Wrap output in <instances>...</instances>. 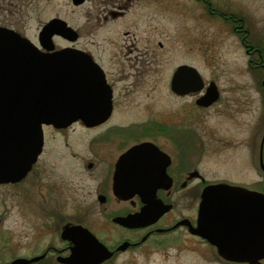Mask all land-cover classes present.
<instances>
[{
  "label": "flooded vegetation",
  "instance_id": "obj_1",
  "mask_svg": "<svg viewBox=\"0 0 264 264\" xmlns=\"http://www.w3.org/2000/svg\"><path fill=\"white\" fill-rule=\"evenodd\" d=\"M33 2L40 10H55L39 24L34 42L38 43L40 31L49 20L55 18L64 21L75 35L66 38L54 34L51 37L53 49L72 48L82 51L99 65L110 91L111 108L105 119L93 126H86L81 121L64 128L42 124V150L31 170L20 181L0 184L19 185L34 174L38 184L47 179L53 185L57 182V186H69L67 196L77 197L85 203L81 209L83 216H101L113 224L91 229L81 222L65 221L59 213L62 217L58 218L62 220L56 227L62 224V230L67 224L81 225L106 248L103 252L106 258L98 264H170L172 259L175 264L183 261L186 264L187 250L204 259L206 264H264V256L255 257L254 261L227 260L218 253L215 245L200 234L190 231V226H198V222H203L208 228L215 227L213 218L204 221L199 218L202 194L207 186L226 183L264 194V183L262 187L251 189L244 182L230 177H218L220 167H227L234 162L230 157H220L219 153L235 144L231 138L217 135V115L212 124H203L202 119L206 114L202 113L222 101L215 81L204 80L200 71L188 63L181 62L173 69H162L166 62L163 54L168 47L156 37L159 38L163 33L159 26L162 21L169 19L168 10L177 8L176 5L179 8L189 5L196 13L206 4L208 15H211L214 13L213 1L0 0V10L21 8ZM4 22L12 23L0 14V26L24 35L17 28L4 25ZM236 30L243 34L241 40L247 55L256 53L258 56L257 60H249V67L255 68L251 70L261 76L259 82L264 99L263 45L248 43L247 31L242 29V24ZM182 64L196 68L203 83L200 89L185 94L172 90L174 73ZM165 72L168 74L169 93L175 97L191 98L189 104L183 105V112L186 111V116L194 114L193 119L189 117L188 121L195 120L198 124L196 128L187 123L176 128L172 125L175 121L171 120L170 113L163 115L162 123L157 126L153 114L143 121L132 119L134 115L130 111L139 104L136 101L139 95L142 96L139 90H154L155 82L163 79ZM182 80L181 86L184 88L197 86L192 75L185 74ZM210 83H214L218 94L215 100L205 105L199 99L210 93ZM262 108L264 109V103ZM244 126L242 136L235 142L242 143L240 146L249 153L256 151L258 165L264 175L260 166H264V123L253 133L250 124L244 122ZM146 142L154 147L143 146L142 152L122 157L133 145ZM57 168L61 171L58 172L59 178L55 180L50 174ZM116 184L131 187L118 186L115 189ZM115 191H118L117 194ZM122 195H128V198ZM145 201H157L159 208L161 203L169 207L154 221L145 224L127 227L114 221L116 217L140 212ZM243 215V218L230 215L227 218V228L224 229L233 246L248 250L255 248L256 256L264 248L261 221L248 218L250 211H244ZM60 239V247L50 244L41 253L17 255L10 252L9 256L0 257V264H14L17 259L29 260L38 256L41 257L22 264H67L62 259L71 255L70 248L74 245L68 240ZM91 253L87 251L86 255Z\"/></svg>",
  "mask_w": 264,
  "mask_h": 264
},
{
  "label": "rangeland",
  "instance_id": "obj_2",
  "mask_svg": "<svg viewBox=\"0 0 264 264\" xmlns=\"http://www.w3.org/2000/svg\"><path fill=\"white\" fill-rule=\"evenodd\" d=\"M169 1L181 3L183 0ZM211 1L214 9L211 15H208L206 4L196 13L189 5L183 8L176 5L177 8L168 10L169 19L162 21L159 26L163 33L159 38L156 37L168 47L167 52L163 54L166 62L162 69H173L181 62L188 63L200 71L204 80L215 81L222 101L202 113L206 114L202 119L203 124H210L217 115V135L222 138L229 137L235 144L219 153L220 157H230L234 162L227 167H220L218 177H230L255 189L262 187L264 183V175L258 165V155L256 151L253 153V150L247 152L240 146L242 143L235 141L243 134L244 122L250 124L252 133L261 128L264 123V99L259 82L261 76L251 70L255 68L249 67V60H257L258 56L256 53L247 55L241 40L243 34L236 28L242 24V29L247 31L248 43H262L264 57V0ZM54 11L40 10L33 2L21 8L0 10V14L12 22H4V25L17 28L35 41L39 24ZM167 75L165 72L164 78L155 82L154 90H139L142 96L139 95V101L136 99L139 104L130 111L134 115L132 119L143 121L153 114L157 126L162 123L163 115L170 113L171 120L175 121L172 125L176 128L186 123L196 128L198 124L195 120L188 121L189 117L193 119L194 114L186 116V111L183 112V105L189 104L191 98L171 95L167 87ZM228 101L230 102L226 107L225 103ZM232 119L234 120L231 121ZM59 171L60 168H57L50 174L52 179L59 178ZM30 177L19 185L0 184V257L10 252L17 255L41 253L50 244L60 247L59 233L62 224L59 227H56V224L62 219L70 223L81 222L91 229L113 225L101 216H83L81 209L85 203L77 197L67 196L69 186H57V182L53 185L47 179L38 184L34 174ZM186 253V264L207 263L194 252L187 250ZM171 263L176 262L172 259ZM183 263L184 261L180 262Z\"/></svg>",
  "mask_w": 264,
  "mask_h": 264
},
{
  "label": "water",
  "instance_id": "obj_3",
  "mask_svg": "<svg viewBox=\"0 0 264 264\" xmlns=\"http://www.w3.org/2000/svg\"><path fill=\"white\" fill-rule=\"evenodd\" d=\"M54 34L66 38L75 35L64 21L54 18L42 27L38 46L14 29L0 26V183L20 181L31 170L42 150V124L64 128L81 121L86 126H93L110 112L111 95L99 65L76 49L53 50L51 37ZM185 74L192 75L197 86L182 87ZM202 85L200 74L193 66L182 64L176 68L172 79L174 92L185 94ZM208 89L210 93L199 99L205 105L218 94L214 83H210ZM147 145L154 147L147 142L136 144L122 157L142 152L141 147ZM260 166L264 171V166ZM118 186L131 187L116 184L115 189ZM122 196L128 198V195ZM144 203L140 212L116 217L114 221L127 227L145 224L154 221L169 207L161 203L159 208L157 201ZM244 211H250L248 218L260 219L264 232L262 192L226 183L209 185L202 194L199 218L203 221L213 218L215 227L208 228L198 222V226H190V231L215 245L218 253L227 260L254 261L255 257L264 256V248L254 256L255 248L233 246L224 229L230 215L243 218ZM60 237L74 245L70 248L71 255L62 259L67 264H98L106 258L103 253L106 248L81 225L67 224ZM87 251L92 253L86 255ZM40 257L17 259L14 264L29 263Z\"/></svg>",
  "mask_w": 264,
  "mask_h": 264
}]
</instances>
